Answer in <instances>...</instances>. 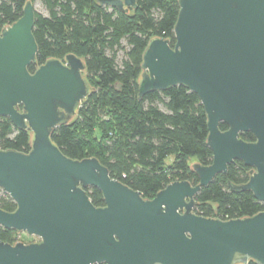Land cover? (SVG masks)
<instances>
[{"label": "water", "instance_id": "obj_1", "mask_svg": "<svg viewBox=\"0 0 264 264\" xmlns=\"http://www.w3.org/2000/svg\"><path fill=\"white\" fill-rule=\"evenodd\" d=\"M128 12L136 0H95ZM174 44L150 39L137 97L183 85L206 116L209 165L191 163L198 182L172 181L144 199L111 177L96 157L71 159L50 138L90 92L82 58L37 65L33 2L0 31V117L29 130L26 153L0 149V189L15 202L0 226L39 240H0V264H264V211L220 219L193 212L195 195L235 160L248 180L228 181L264 203V0H177ZM29 65H37L33 72ZM224 123L227 128L221 130ZM251 132L254 141L240 138ZM97 188L104 205L86 192Z\"/></svg>", "mask_w": 264, "mask_h": 264}, {"label": "trees", "instance_id": "obj_2", "mask_svg": "<svg viewBox=\"0 0 264 264\" xmlns=\"http://www.w3.org/2000/svg\"><path fill=\"white\" fill-rule=\"evenodd\" d=\"M26 1L0 0V31L22 15ZM39 1L46 13L34 9L37 65L73 53L83 59L90 86L74 117L53 129L52 142L71 159L96 157L111 177L141 192L144 199L172 181L196 184L190 160L195 158L202 165L212 161L206 144V116L197 95L176 85L137 97L141 55L149 40L164 37L170 46L174 44L177 0H136V8L126 13L95 0ZM36 66L29 65L28 70L33 72ZM219 127L227 128L224 123ZM239 136L255 140L249 131ZM30 141L29 130H20L7 117H0L1 150L26 153ZM248 169L241 161L230 163L225 174H217L196 193L193 212L225 220L264 211V203L250 191L234 192L227 184L246 182ZM85 189L95 207L104 205L97 188ZM15 208V202L0 189V209L11 212ZM16 233L0 226L4 242L14 243Z\"/></svg>", "mask_w": 264, "mask_h": 264}, {"label": "rangeland", "instance_id": "obj_3", "mask_svg": "<svg viewBox=\"0 0 264 264\" xmlns=\"http://www.w3.org/2000/svg\"><path fill=\"white\" fill-rule=\"evenodd\" d=\"M33 6H34V9L36 11H38L40 13H43V14L46 13L45 8L43 7V5L41 4V2L39 0H34L33 1ZM83 75L85 76V72H83ZM193 162H196L195 158H192L190 160V164L193 163ZM214 208H215V205H214ZM14 236H15V239H16L15 242L16 241H22L24 243H29V242H34V241H38L39 240L36 236L28 235L25 232H17Z\"/></svg>", "mask_w": 264, "mask_h": 264}, {"label": "flooded vegetation", "instance_id": "obj_4", "mask_svg": "<svg viewBox=\"0 0 264 264\" xmlns=\"http://www.w3.org/2000/svg\"><path fill=\"white\" fill-rule=\"evenodd\" d=\"M250 170H251V167H249V169H248V177H249V175H250Z\"/></svg>", "mask_w": 264, "mask_h": 264}]
</instances>
